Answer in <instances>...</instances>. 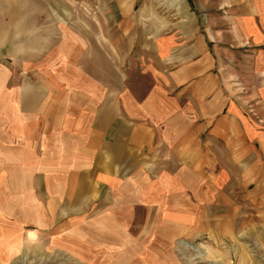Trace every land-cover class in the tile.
Returning <instances> with one entry per match:
<instances>
[{
  "label": "crops",
  "instance_id": "crops-1",
  "mask_svg": "<svg viewBox=\"0 0 264 264\" xmlns=\"http://www.w3.org/2000/svg\"><path fill=\"white\" fill-rule=\"evenodd\" d=\"M253 210L264 0H0V264H177Z\"/></svg>",
  "mask_w": 264,
  "mask_h": 264
},
{
  "label": "rangeland",
  "instance_id": "rangeland-1",
  "mask_svg": "<svg viewBox=\"0 0 264 264\" xmlns=\"http://www.w3.org/2000/svg\"><path fill=\"white\" fill-rule=\"evenodd\" d=\"M243 218L242 225L223 227L215 235L176 242L177 264H264V215L253 210Z\"/></svg>",
  "mask_w": 264,
  "mask_h": 264
}]
</instances>
